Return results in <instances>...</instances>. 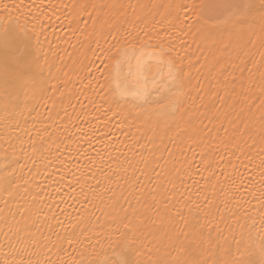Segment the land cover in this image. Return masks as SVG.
Masks as SVG:
<instances>
[{
	"label": "snow or ice",
	"instance_id": "6c2138e0",
	"mask_svg": "<svg viewBox=\"0 0 264 264\" xmlns=\"http://www.w3.org/2000/svg\"><path fill=\"white\" fill-rule=\"evenodd\" d=\"M0 264H264V0H0Z\"/></svg>",
	"mask_w": 264,
	"mask_h": 264
},
{
	"label": "bare ground",
	"instance_id": "6f19581e",
	"mask_svg": "<svg viewBox=\"0 0 264 264\" xmlns=\"http://www.w3.org/2000/svg\"><path fill=\"white\" fill-rule=\"evenodd\" d=\"M25 2H27V0H25ZM53 27H55V29H56L55 36H62L63 35V32L61 31V29L62 28H65L66 29V26L63 25L59 21H53ZM50 39H52V38L50 37ZM52 47H53V49H56L57 48V44L56 43H53L52 44ZM66 49H67V52L72 53L71 58H75V56H76V52L75 51H73L71 48H69L68 45L63 44V43H59V45H58L59 55L64 58V62L66 64H70V59L71 58L66 54V51H65ZM191 54H193V55H200V53L196 52L194 46H193V49H192ZM193 83L195 84V81H193ZM113 131H115V128L114 127H113ZM121 138L123 139V137H121ZM53 151H55V149H53ZM66 190L67 189L65 188V191Z\"/></svg>",
	"mask_w": 264,
	"mask_h": 264
}]
</instances>
